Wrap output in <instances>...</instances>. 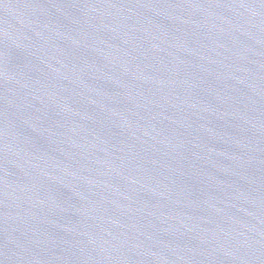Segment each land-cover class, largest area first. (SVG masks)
Segmentation results:
<instances>
[{"label": "water", "instance_id": "95a60500", "mask_svg": "<svg viewBox=\"0 0 264 264\" xmlns=\"http://www.w3.org/2000/svg\"><path fill=\"white\" fill-rule=\"evenodd\" d=\"M0 264H264V0H0Z\"/></svg>", "mask_w": 264, "mask_h": 264}]
</instances>
